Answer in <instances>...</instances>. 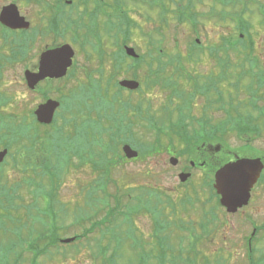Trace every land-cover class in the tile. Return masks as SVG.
<instances>
[{"label":"rangeland","instance_id":"374dc122","mask_svg":"<svg viewBox=\"0 0 264 264\" xmlns=\"http://www.w3.org/2000/svg\"><path fill=\"white\" fill-rule=\"evenodd\" d=\"M76 1L77 6V4L87 3L91 0ZM117 1L114 2V10L125 16L123 19L120 18L115 21V25L109 27V33H105V35L102 32V26L98 25L99 31L104 37V44L101 47L95 43L90 35L91 32L94 35L98 34V28L95 25L87 28L90 31V34L87 35L81 31L78 34H72L71 31L66 32L65 42L74 47L76 54L74 66L70 71L71 76L66 79L68 87L63 107L58 112L61 116L65 111L64 117H61L55 125L62 136L58 138L60 145L53 149L55 151L52 153L47 151L50 150L48 149L49 142L46 143V136L39 134L40 132L49 134V129L36 124L35 116L34 122L32 121V117L27 112L28 109H32V106L22 105L25 91L15 84L3 87L7 96H17L16 101L18 100V103L3 109L0 108L2 114V111L10 112L13 117V119L0 118L3 120V122H0V126L3 127L0 134L8 135L12 133V135L0 137V150L4 148L7 142L17 143L12 141L14 138L19 139V143L21 140L17 136H20L23 130L31 136L30 140L34 139L33 135L35 133V136L39 134L40 140L39 138L35 139L40 144V148L30 151V162L27 161V163L44 161L45 158L46 161L44 162H49V166L53 161L58 162L56 167L60 169V174L54 188V186L51 187L48 178L41 177V174H45L42 172V166L39 167L38 172L29 169L23 173L13 165V157L8 158L4 172L7 174L9 182L6 179L3 181L6 187L9 185L8 190H10V193H12L10 186L16 184L22 186L16 189L17 196H12L14 197V204L10 214H7L8 217H5L6 222L0 220V264H31V261H33L32 251H29L26 246L33 239H37L44 229L45 232L46 228L52 229L53 222L58 228L55 232L62 238H68L75 234H81L84 228H91L92 223L95 221L104 220L103 218L106 217L110 218L106 209L107 204L110 203L115 206L117 195L121 197L119 200L120 206H122L121 212L126 211L127 206L134 207L139 204L136 201H142V198L149 200L145 205L150 211L142 207L136 212L137 214L130 215V219L129 217L120 216L121 212H116L111 216V218H115L112 224L102 225V230L99 229L100 227L94 228V232L89 237L82 238L72 245H63L60 242L57 246L49 247L50 242L44 236L43 239L38 240L34 247L42 251L47 250V252L40 254L34 264H247L243 249L245 236L243 233L245 230L241 229L239 225L230 229H226L225 226L220 231H211L202 235L189 233L184 229L185 225L197 228V232L201 233L198 230V223L202 218L194 211V208H182L180 211L171 207L176 201L172 197H166V199L157 197V195L178 194L172 190L178 185L182 187V192L189 191L186 194H195V191H192V185L198 181L189 178L187 182L181 183L177 176L178 169H174L168 161L165 164L164 161L163 151L168 146H174L175 141L178 144V141L181 142V140L176 137L173 142L171 137L160 138L157 150L159 154L155 153L149 156L141 150L142 148L146 150L149 144L152 145L156 141L157 135L154 132L152 133L149 127V119L151 115L156 114L162 121L166 113L164 110L162 112V108L167 105L164 103H168L171 96L170 89H165L163 84L165 81L161 77L163 71L159 75L151 73V71L157 69L158 62L154 57L158 56V50L162 48L165 53L166 57L162 58L164 63L165 61L168 62L169 57L181 58L182 64L188 73L191 74L192 71L202 72L203 75L213 73L216 77L220 71L218 58H223L226 55L224 50H215V48L221 47L222 37L220 33L232 34L235 39L238 37V33L229 30L227 24L218 23L215 18L211 21H202L203 24L198 30L199 35H196L188 24L180 25L170 13L167 15V21L163 22L160 17V8L152 5V0H121L122 3L120 4ZM256 1L264 4V0ZM171 5L174 6V2ZM210 6L209 0H206L204 4L199 6L198 10L205 12L210 9ZM252 8L255 14L252 12L245 18L250 20L253 25L254 56L264 65L262 8L258 3L257 5L254 4ZM29 10L35 12L34 7ZM76 36L79 38L77 41L74 40ZM196 38L200 39L203 48H205L204 51H199L198 46L194 44ZM160 39L163 41L159 45ZM125 42L127 45L134 47L137 53L145 57V60L137 64L129 58L120 61L118 59L119 54H117L121 49L119 44ZM211 47L213 50L210 52L209 48L212 49ZM191 49L199 51L196 52L194 59L188 54ZM238 49L239 51L228 52L231 66L234 67L232 70L235 72H239V67L243 64L246 67L250 66L249 63L244 61L249 52L248 49H242L240 45H238ZM152 60L154 61L151 67L149 65ZM131 61L132 63H130ZM130 64L137 65V69L130 68ZM128 70L134 74L138 70L137 80L141 84L134 94H128L127 91L120 92L118 86H116V81L131 79L132 72ZM165 72L166 76L163 77L173 75L178 77L179 85L185 89L183 96L185 101L192 97L189 95L194 85L187 83L188 79L184 75L176 72L175 67H167ZM6 73H8V76H5V78L8 80L13 73L8 68ZM68 73L69 70L64 75L67 76ZM135 77L136 75H134ZM159 77L161 78L160 84L154 83L151 87L146 86L147 79L153 81ZM210 77L213 78V76H207V79ZM230 89L234 91L232 87L228 90ZM71 93H76V95L73 97L68 96ZM116 94H119L120 101L131 100L132 103L141 102L142 107L144 105L142 114L146 120L136 118V121H134L133 112L127 113L122 106L116 105V112L120 111L123 115H129L125 116L126 120L125 117L122 118L124 120L123 124L129 128L125 137H132L133 140H136L139 147L130 144L135 149L143 152L142 158L135 162L123 159L122 148L124 144L122 143L118 144L117 148H109L105 153L98 148V145L96 148L94 147V136L100 135L102 140L109 142L106 141L108 139L106 132L109 129L107 126L109 121L105 114L103 120L95 117V120L91 121L87 109L90 108L91 113L96 115L103 114L98 113L99 108L95 106V100L105 98L106 101H113ZM123 97L129 99H123ZM177 99V97H172L173 103L169 105L170 108L174 109V117L179 115L178 110H176V105L179 104ZM149 103H151V107H148ZM24 111L26 112L27 121H31V125H27L21 120L23 118L25 121L26 118L16 115ZM183 111L187 112L188 108L184 107ZM3 115H6V113L4 112ZM125 121H129L130 124ZM75 124L82 129H76ZM5 128H10L11 131H7ZM71 133L73 135L77 133L74 140L69 138ZM86 135L89 138H85ZM36 140H32V143L36 144ZM231 141L233 142V139ZM23 142L29 144V140ZM23 142L21 143L23 144ZM14 147L18 148L19 146ZM83 147H88L94 152L93 158H97L95 161H98L99 156L97 157V155L99 153L101 157L104 154V157L110 161L108 175L110 181L105 189L96 184L100 170H94L93 164L90 163L81 164V160L77 157L79 152L76 153L77 156L73 155L67 159L63 157L59 161L55 156L59 150L58 153L65 155L72 153L73 151L70 152V148L73 150L78 149L80 154L84 155L89 152L92 153L91 150L89 151ZM11 152L14 154L15 149H12ZM89 155L87 158H92V155ZM23 161L26 163L25 158ZM34 164L38 165L39 163ZM27 178L30 180H27ZM26 181L28 183L33 182V184H26ZM37 184H43L49 193V195L47 194L48 201L44 197L37 196L40 190ZM101 189L104 195L107 194L110 197L105 196V200H103ZM150 192L154 194L151 195ZM140 193H143L142 195L147 198L140 195V197H137ZM134 197L137 198L134 199ZM51 198L52 202L50 201ZM263 198L264 196H259L258 200L263 202ZM233 221L235 219L231 218L232 223ZM109 227L111 230H107ZM48 232H50L49 235L55 233L51 230ZM112 234L121 237L120 244L118 243L120 237L113 238ZM108 244H110L109 248L107 247ZM258 248L262 249L258 251L256 257L264 260V235L258 240ZM104 249H107V251H104Z\"/></svg>","mask_w":264,"mask_h":264},{"label":"flooded vegetation","instance_id":"af4514ba","mask_svg":"<svg viewBox=\"0 0 264 264\" xmlns=\"http://www.w3.org/2000/svg\"><path fill=\"white\" fill-rule=\"evenodd\" d=\"M205 2L206 0H188L190 12H199V6ZM247 2L246 8L252 0ZM209 3L211 4L210 7L218 10L220 17V21L217 19L218 23L227 24L229 30L235 29V25L240 22V14L245 1L233 0V5L228 6V9L225 7V0L220 3L209 0ZM75 6L76 4L68 3L67 0H0L1 109L18 103V100L16 101L17 96H7L3 88L15 84L25 91L23 102H21L22 105L32 106V109H28L27 112L32 117L33 122L36 109L49 99L61 101V107L56 109L54 120L56 117L58 119L64 117L65 111L61 116L58 112L63 107L68 87L66 79L71 76V73L69 71L67 76L62 75L60 77H38L43 55L66 43V24L68 21H75V29L85 35L90 34L87 28L95 25L98 28V35L94 41L96 43L100 37L99 43L101 42L103 45L104 37L99 31L98 25L102 26V32L105 35V33H109V27L115 21L120 18L123 19V15L114 10V0H91ZM32 7H34L35 12L29 10ZM232 14L234 21L230 19ZM227 15L230 17L227 18ZM9 18L12 19L9 20ZM14 22H20L23 25L15 26ZM222 34L220 33V35ZM195 42L198 45L202 44L198 38L195 39ZM196 52L199 51L190 50L188 54L194 56ZM7 68L13 73L8 80L5 78L8 76ZM219 69L216 77L213 73L203 75L202 72L192 71L191 80L187 82L194 85L189 95L192 97L185 101L188 108L187 123L183 124V131L175 130L165 133L172 138L173 142L176 137L181 140V142L177 140L178 144L175 141L174 146H168L163 151L165 164L168 161L174 169H178L177 176L186 173L190 175V179H196L198 182L192 186H196L197 190L195 194H186L189 191L182 192V187L178 185L172 188L178 194L165 195L162 198L172 197L176 200L171 206L174 209L181 211L182 208H194V211L200 215L202 219L198 223V230L201 233L197 232V228L185 225L184 229L189 233L202 235L211 231H220L225 226L226 229H230L239 225L241 229L245 230L243 249L246 262L250 264L258 261L256 255L262 249L258 248V240L264 235V201L258 200L259 196H264V82L255 83L252 88L241 91L240 93L247 101L238 106L237 112L233 116H227L224 73L221 68ZM207 76H213V78L207 79ZM177 100H179L180 108L177 104L176 110L181 111L183 101ZM114 110L116 112V108ZM2 112L3 114L5 112L6 115L0 112V118L13 119L12 113ZM87 112L90 113L89 119H94L97 116L91 113L90 108L87 109ZM118 112H116L117 120L120 119ZM16 115L27 117L25 111ZM133 118L134 121L136 118L141 120L139 113L134 112ZM2 119L0 122H3ZM21 120L27 125L31 124L27 118L25 121L23 118ZM229 120H233L235 123L229 122L227 124ZM111 121H113L112 111ZM125 122L130 124L129 121ZM56 123V121L53 123V128L50 130V134L56 132L55 134L39 133L46 136V143L51 138L58 139L61 136L55 127ZM42 126L46 128L47 125ZM78 130L81 128L78 127ZM36 138L40 140L39 135ZM30 139L31 136L28 135L27 140L29 142H31ZM36 145H40L37 140ZM141 158L138 157L131 162ZM239 159H258L263 164V168L259 179L251 189L247 203L232 213L222 205L221 197L216 193L214 184L216 172L226 163ZM258 163L260 164V162ZM231 218L235 219L233 223ZM254 249L255 253H251Z\"/></svg>","mask_w":264,"mask_h":264},{"label":"trees","instance_id":"16d2710c","mask_svg":"<svg viewBox=\"0 0 264 264\" xmlns=\"http://www.w3.org/2000/svg\"><path fill=\"white\" fill-rule=\"evenodd\" d=\"M154 1L155 2H159L161 4V6H162V21L163 22L167 21V17L166 16L169 14V12L171 10V8L169 10V8L166 6V2L168 0H154ZM169 1L174 2V4H176V5H174L175 7L172 10L171 14L176 18V20L179 22L180 25L188 24V23H190L192 21L191 16L188 14V10L189 9H188V6L186 4V0H178L177 2L175 0H169ZM258 4L262 8L261 14H262L263 20H264V4H262L261 2L260 3L258 2ZM243 16H244V14L242 13V15H241L242 19H243ZM74 28H75V23L74 22H68L67 23V31L68 30H72L74 32ZM237 29H238V31L240 33L244 34V37L242 39L239 36L237 37L238 40H239V43H240V48L242 47V49H248L249 53L250 52L252 53L254 51L253 50L254 47H253L252 36H251V32H250V29L252 30V27L243 23L242 25L238 26ZM225 40H226L225 41V46L226 47L224 49L227 51L228 50V43L230 41H228V39H225ZM162 41L163 40L160 39L158 44L159 45L162 44ZM165 57L166 56H165V53L162 51V48L159 49L158 50V56L154 57V58L157 59V62H158L157 69L155 71H151V73H154L156 75H159L163 71L162 76H161L165 80L163 84L165 86V89H170V92H171V96L169 98L168 103H165V105L166 104L167 105L163 107V110L166 113L164 115V118H162V121H161L160 117H157V115H151L150 116L151 118L149 119L150 120L149 121V127H150L151 131H152V129H155L158 132H163L165 130H172L173 129V126H174V122L172 121V119H173V117H172L173 116V111H172V109L169 106V105H171L173 103L172 97H177V98H181V99L185 98V97H183L184 94H185L184 93L185 89L181 88V86L179 85L180 83H179L178 77H176L174 75L170 76V77H163V76H166L165 75V73H166L165 71H166L167 67H175L176 72H179V73H181L182 75H184L186 77L187 71L185 69V66L182 64L181 58L174 59V58L169 57V60H167L168 62H166L164 60L165 61V63H164L162 58H165ZM118 59L120 61H123L124 57H121L120 55H118ZM142 60H145V57L143 59L140 58L139 60L136 59L135 60L136 64L140 63ZM153 61L154 60H152V63L149 66L152 67ZM244 61L248 62L250 64V67H262L260 65L261 63L259 62V60H258V58L256 56L255 57H246L244 59ZM223 63H224L223 65L225 67V70H226V68H230L231 67V62H230L229 58H225L223 60ZM243 66H244V64H243ZM129 67L137 69V65L135 66L133 64H130ZM148 69H149V67H148ZM128 71H130V70H128ZM149 71H150V69H149ZM130 72H132V71H130ZM134 75H136V78H138V70L135 72V74L132 72V77L133 78H134ZM228 76H229V73L227 72L226 77L228 78ZM160 79H161L160 77L155 79V80H153V81L151 79H149V81H148V79H147L146 86L147 87H151V86H153L152 84H154V83L160 84ZM237 85L238 84H236V87H238ZM148 107H151V103H149ZM0 131H1V129H0ZM126 132H127V129L125 127H122V126L119 127L118 131H114L112 134H110L111 135L110 139H112L111 143L110 142H105L104 140H102L100 135L94 136V147L96 148V146L98 145V148H100L103 151V153L107 152L109 148L111 149V147L117 148L116 146H118V144H121V143L124 144V143L129 142V143H132V144L136 145L137 147H139L137 141L133 140L132 137H129V138L125 137L126 136ZM24 133L25 132L22 131L20 136H17L21 140L19 143H18L19 139H17V138H14L12 140V141H16L17 142L16 146H19V147L15 149V152L13 154L11 152V149H13L14 146L12 147V144L9 145V147L11 149H10V153L8 155V158L13 156V165L15 166L16 169H18L19 171H21L23 173H25L29 169H31L32 171L34 170V172H38L39 167L42 166L43 167V171L42 172H44L48 176H46L45 174H41L42 175L41 177L42 178H44V177L48 178L51 187L54 186V188H55V185H56L57 180H58L57 178L59 177V174H60V169L58 167H56L58 162H54V161L52 163L50 162L52 165L50 164V166H49L48 165L49 162H44V161H46V158H45L44 161H33L31 164H28L27 161L30 162V156H29L30 155L29 154L30 151H34L36 149H39L40 145H38V146L35 145V146L31 147V146H27L25 144H22L21 142H22V139L24 137ZM8 135H12V133L8 134ZM8 135L0 134V137L8 136ZM69 138H71L72 140L74 139V137H69ZM85 138H89L88 135H86ZM158 140L159 139L156 138V141L154 142V144H152V145L149 144V146H148V148H146V150L144 148H142L141 150H143L144 154L150 156V155H153L155 153H158L157 152V150H158ZM57 145H58L57 142H52L51 141L48 144V146H49L48 149H50L52 151H50V150H47V151L52 153L53 151H55L53 149L56 148ZM68 147H69V145H68ZM140 147H142V146H140ZM83 148H85V149H87L89 151L91 150L88 147H83ZM114 150H116V149H114ZM71 151H73L72 152L73 154L72 153H69L68 155L61 154V153H58V152H60V150H59L56 153V155L55 154H53V155L57 156L58 161L61 160L63 157H66V159H67V158H71L73 155H75V156L78 155L77 157L81 160V164H86V163L93 164V169L94 170H96V171L100 170L99 176H98V180H96V184H97V186H100L103 189H105L107 187V185L109 184V181H110V179L108 177L109 172H110L109 171L110 161L104 157V154H103V157H101L100 153H99L97 155V157L99 156L98 157V161H95L97 158L96 159L93 158V156L95 154H94V152L92 150H91L92 153L91 152L88 153V154H90L89 156L92 155L91 156L92 158H89V159L87 158L88 154L87 155H84L82 153L80 154V151H78V149L73 150L72 148H70V152ZM77 152H79V153H77ZM143 152L141 151V153H143ZM76 153H77V155H76ZM45 157H47V156H45ZM24 158L26 160V163H25V161H23ZM123 159H125L124 156H123ZM49 160H50V158H49ZM6 163H7V160H5L3 163H0V220L3 221V222H6L5 217H8L7 214L8 213L10 214V210H12V207H13V204H14L13 203L14 197H12V196L16 197L17 196V190L16 189H18L19 187L22 186L20 184L19 185L16 184L14 186H10V188H12V193H10V190H8L9 189V185L6 187V184L3 181L4 179H6L9 182V179L6 176L7 174L4 172V167L6 166ZM33 163H39V164L38 165H36V164L33 165ZM56 170L58 171V174H57ZM27 180H30V179L27 178ZM24 182H25V180H24ZM29 183L33 184V182H29ZM29 183L26 181V184H29ZM49 183H48V188H49ZM37 185H38V188L40 189L38 191V195L37 196H39V197L41 196V197L45 198L44 195H47V194L49 195V193L46 191V189L43 186V184H37ZM53 190H52V193H53ZM101 193H103V190H102ZM142 194L143 193L138 194L137 197L143 196V197L147 198L145 195H142ZM105 196H107V194L104 195V193H103V200H105ZM107 197H110V196H107ZM116 197H115V199H116L115 200V203H116L115 206H113L110 203L107 204V208L106 209H107V212H108V215L110 216V218L106 217V218H103L104 220L97 221V224H96L97 227L102 228V225H104L106 223L112 224L114 222L113 220H115V218H111V216H113L116 212L120 213L122 211V210H120L122 206H120L121 203L119 202L121 197L119 195H117ZM50 201L52 202V198H51ZM147 201H149V200L143 199V198H142V201H136L139 204H136L134 207L133 206H127L126 207V211L121 212L120 216L129 217V219H130V217H131L130 215H133L138 210H140L142 207H144L145 210H149L150 211V209L145 205V204H147L146 203ZM156 212H157V209H156ZM54 228L57 229L56 227H54ZM107 230H111V228L109 227V228H107ZM103 234H105V232H103ZM112 235H113V238H115L117 236L120 237L119 235H117V236H115L114 234H112ZM43 238H44L43 234L39 235V237L37 239L33 240L29 244V246L27 247L30 251H32V252L34 251L35 258H37L40 254L45 252V251L39 250V248H35L34 247L36 245V243L38 242V240L39 239H43ZM49 238H50V241H52L51 243H53V242L56 243V241H54V237H53V239L51 237H48V239ZM121 241H122V239L120 237V240H119L118 243L120 244ZM104 251H107V249H104ZM259 264H264V260H263V262H260Z\"/></svg>","mask_w":264,"mask_h":264},{"label":"water","instance_id":"95a60500","mask_svg":"<svg viewBox=\"0 0 264 264\" xmlns=\"http://www.w3.org/2000/svg\"><path fill=\"white\" fill-rule=\"evenodd\" d=\"M12 18H9L11 20ZM14 25L22 26L20 22ZM129 55L138 57L134 48L126 47ZM75 51L70 44L46 52L41 61V71L38 77H60L66 74L68 68L73 64ZM120 85L130 89L139 87L136 80H123ZM59 105L56 101H48L37 110V115L42 122H51L55 108ZM127 158L132 159L138 156V152L130 145L123 148ZM7 150L0 152V162L4 160ZM262 170L258 160L240 159L227 163L216 173V185L219 194L222 196L221 203L227 207L229 212H235L239 207L247 203L250 197V190L258 180ZM185 181L188 174L181 176ZM69 241V240H66Z\"/></svg>","mask_w":264,"mask_h":264}]
</instances>
